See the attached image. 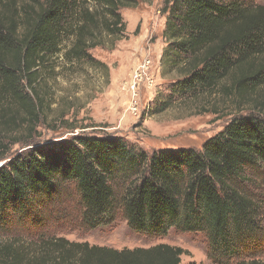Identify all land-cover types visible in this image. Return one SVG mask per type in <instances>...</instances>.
Returning <instances> with one entry per match:
<instances>
[{"label":"trees","instance_id":"16d2710c","mask_svg":"<svg viewBox=\"0 0 264 264\" xmlns=\"http://www.w3.org/2000/svg\"><path fill=\"white\" fill-rule=\"evenodd\" d=\"M141 2L147 1L0 0V161L20 142L15 134L29 140L45 122L46 92L39 85L52 61L62 54L69 65L95 64L90 51L125 38L121 10ZM163 12L168 46L161 68L179 79L162 107L219 95L240 114L202 152L149 156L121 138L83 134L6 163L0 264H181L186 252L166 244L115 250L48 238L41 230L68 189L83 232L118 220L149 239L175 229L203 235L213 264H264V202L244 188L253 173L264 174V5L171 0ZM19 228L32 233L29 247L15 237Z\"/></svg>","mask_w":264,"mask_h":264},{"label":"rangeland","instance_id":"374dc122","mask_svg":"<svg viewBox=\"0 0 264 264\" xmlns=\"http://www.w3.org/2000/svg\"><path fill=\"white\" fill-rule=\"evenodd\" d=\"M146 1L137 8L121 10L127 24L126 36L115 47L108 42L107 47L91 50L95 64L69 65L61 58L62 54L52 61L50 71L43 72L39 85L46 92L45 122L39 124L29 140H22L20 133L15 134L20 142L10 145L0 168L15 158H23L36 146L83 134L121 138L128 146L143 150L149 156L165 150L202 152L205 143L222 133L240 114L230 98L219 95L208 101H175L169 108L162 107L170 84L179 79L175 72L163 74L160 63L168 46L163 36L168 14L163 9L166 1L171 0ZM256 1L264 5V0ZM70 44L71 40H67L63 46ZM143 60L151 62L149 76L153 81L150 86L142 87L138 103L131 105L129 83ZM249 178L245 190L264 202V174L253 173ZM52 210L47 216L48 226L41 230L48 238L115 250L148 249L166 244L186 252L181 264H213L208 258V242L201 234L170 229L165 236L149 239L133 232L124 220L83 232L75 221L78 202L71 189L64 191L63 199ZM15 237L22 240L23 247L33 244L28 228H19ZM261 257L264 260V253Z\"/></svg>","mask_w":264,"mask_h":264},{"label":"built area","instance_id":"2783aa9c","mask_svg":"<svg viewBox=\"0 0 264 264\" xmlns=\"http://www.w3.org/2000/svg\"><path fill=\"white\" fill-rule=\"evenodd\" d=\"M151 62L143 60L135 70L131 82L129 83V92L131 94V105L138 103V97L142 87H148L152 84V78L149 76Z\"/></svg>","mask_w":264,"mask_h":264}]
</instances>
